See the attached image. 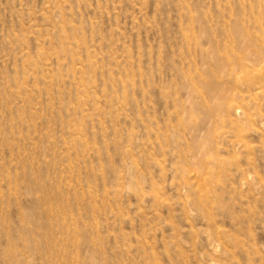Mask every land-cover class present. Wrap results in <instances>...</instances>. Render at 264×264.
Wrapping results in <instances>:
<instances>
[{
    "label": "rangeland",
    "instance_id": "374dc122",
    "mask_svg": "<svg viewBox=\"0 0 264 264\" xmlns=\"http://www.w3.org/2000/svg\"><path fill=\"white\" fill-rule=\"evenodd\" d=\"M263 26L264 0H0V264H264Z\"/></svg>",
    "mask_w": 264,
    "mask_h": 264
},
{
    "label": "bare ground",
    "instance_id": "6f19581e",
    "mask_svg": "<svg viewBox=\"0 0 264 264\" xmlns=\"http://www.w3.org/2000/svg\"><path fill=\"white\" fill-rule=\"evenodd\" d=\"M255 18H256V17H255ZM236 19H237V18H236ZM252 19H253V18H252ZM249 20H250V19H249ZM258 20H259V19H258ZM252 21H253V20H252ZM254 21L257 22V19H256V20L254 19ZM250 22H251V21H250ZM256 22H253V23H254L253 25H255ZM251 23H252V22H251ZM257 24H258V23H256V26H258ZM263 27H264V26H263ZM241 28H244V27H243V24H242V27H241ZM250 29H251V28H250ZM250 29H249L248 32H251ZM260 29H261V28H260ZM252 30H253V29H252ZM242 31H243V30H242ZM244 31H245V30H244ZM244 31H243V32H244ZM254 31H255V30H254ZM245 32H246V31H245ZM240 34H242V33H240ZM250 34H252V33H250ZM254 34H255V33H254ZM244 35H246V33H245ZM248 36H249V33H248ZM248 36H247V35L244 36L243 41H242V45L239 44L240 46H243L244 43L250 42V37H251V35H250L249 37H248ZM252 37H254V36H252ZM241 38H242V36H241ZM241 38H240V40H241ZM254 38H256V37H254ZM257 38H258V37H257ZM259 38H260V37H259ZM256 41H258V40H256ZM259 41H260V40H259ZM263 42H264V41H263ZM263 42H262V43H263ZM239 43H240V41H239ZM260 43H261V42H260ZM260 43H258V44H260ZM245 45H246V44H245ZM247 45H248V43H247ZM260 47H261V45H260ZM241 48H243V47H241ZM239 49H240V48H239V46H238V50H239ZM246 49L249 50L247 46L244 47V49H243L244 51H243L242 49H240V50H242V52H243V53L241 54V57H238V55H237L238 59L235 58V59L238 61V63H237V66H238V67H237V68H240V67L245 68V67H246L245 65L247 64V63H246V64L244 63L245 61H249V63H250V62H251V63H254V62H253L254 60L252 59V56H251V58H250V56H249V55L247 54V52L245 51ZM253 49H254V47H253ZM240 50H239V51H240ZM263 50H264V49H263ZM255 51H257V53H258V54H257L256 52H253L254 54L256 53V54H255V57H257V59L260 58V57L262 56V54H259L258 49L255 50ZM248 52H249V51H248ZM263 54H264V53H263ZM239 56H240V55H239ZM248 56H249V58H248ZM263 56H264V55H263ZM235 57H236V56H235ZM233 58H234V55H233ZM263 58H264V57H263ZM236 60H235V61H236ZM252 60H253V61H252ZM255 60H256V58H255ZM263 60H264V59H263ZM263 60H262V62H263ZM235 61H234V63H236ZM256 61H258V60H256ZM262 62H261V63H262ZM229 63H230V62H229ZM234 63H233V64L231 63V65H234ZM243 63H244L245 65H244ZM251 63H250V64H251ZM256 63H257V62H256ZM247 65H248V64H247ZM255 65H256V64H255ZM259 65H260V64H259V61H258V66H259ZM228 66H229V65H228ZM234 66H235V65H234ZM239 66H240V67H239ZM255 67H256V66H255ZM220 68H221V67H220ZM224 68H225V67H224ZM234 68H235V67H234ZM243 68H242V70H245V69H243ZM246 68H247V67H246ZM259 69H260V68H259ZM232 70H233V69H232ZM234 70H235V69H234ZM234 70H233V71H234ZM240 71H241V69H240ZM260 71H261V70H260ZM263 71H264V70H263ZM236 72H237V71H236ZM242 72H244V71H242ZM238 73H240V72H238ZM260 74H261V73H260ZM230 75H231V74H230ZM251 78H252V77H251ZM251 78H250V79H251ZM261 78H262V77H261ZM250 79H249V80H250ZM259 79H260V78H258V80H259ZM262 79H263V78H262ZM245 80H247V79H245ZM247 81H248V80H247ZM254 81L257 82V80H254ZM246 83H247V82H246ZM257 83H259V82H257ZM243 84H244V83H243ZM248 84H249V82H248ZM246 85H247V84H246ZM230 102H231V101H230ZM232 102H233V101H232ZM227 104H228V103H227ZM233 104H234V103H233ZM235 104H236V103H235ZM228 105H229V104H228ZM229 106H230V105H229ZM230 108L233 110V112L236 111V110H238V108H237L236 106H232V107H230ZM231 109H230V110H231ZM232 110H231L230 112H232ZM238 111H240V110H238ZM238 113H239V112H238ZM239 114H240V113H239ZM234 115H235V114H234ZM205 231H206V230H205ZM214 245H215V244H214ZM212 247H213V246H212Z\"/></svg>",
    "mask_w": 264,
    "mask_h": 264
}]
</instances>
